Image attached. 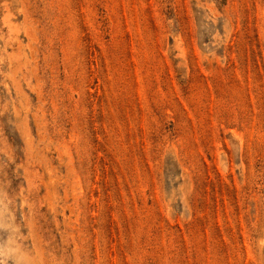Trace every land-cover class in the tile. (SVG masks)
Segmentation results:
<instances>
[{
    "label": "rangeland",
    "instance_id": "rangeland-1",
    "mask_svg": "<svg viewBox=\"0 0 264 264\" xmlns=\"http://www.w3.org/2000/svg\"><path fill=\"white\" fill-rule=\"evenodd\" d=\"M0 264H264V0H0Z\"/></svg>",
    "mask_w": 264,
    "mask_h": 264
}]
</instances>
